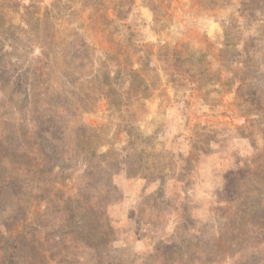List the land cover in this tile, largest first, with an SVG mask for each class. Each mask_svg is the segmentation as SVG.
Returning a JSON list of instances; mask_svg holds the SVG:
<instances>
[{"label":"rangeland","instance_id":"obj_1","mask_svg":"<svg viewBox=\"0 0 264 264\" xmlns=\"http://www.w3.org/2000/svg\"><path fill=\"white\" fill-rule=\"evenodd\" d=\"M0 133V264H264V0H0Z\"/></svg>","mask_w":264,"mask_h":264},{"label":"trees","instance_id":"obj_2","mask_svg":"<svg viewBox=\"0 0 264 264\" xmlns=\"http://www.w3.org/2000/svg\"><path fill=\"white\" fill-rule=\"evenodd\" d=\"M40 61H42L40 59ZM35 68H34V72H35ZM188 70V69H187ZM184 74V72H183ZM65 104L64 103H60L58 106L61 108H63V105ZM70 110V109H69ZM64 111L62 110L61 112L65 115H69V117H75L77 115V112L78 110L77 109H72L71 113L70 111ZM70 113V114H69ZM78 117V115H77ZM83 131L79 130V129H76L74 134L75 136H78V137H85L86 135H83L82 133ZM86 132V131H85ZM1 134V133H0ZM54 138V137H53ZM75 148H72V149H63L62 151L60 150H57L53 147V155H57L61 158L62 155L66 154V158L70 160V158L72 157H76L77 156V152H81V151H84V153H90L89 152V149L90 147H86V145L84 144V142H79V141H75V144H74ZM88 148V149H87ZM44 150V147L43 148H39V149H34L32 147H30L29 145L27 146H22V145H17L13 151L16 152V156H18L20 159H18V162H17V165L18 167L12 171L15 175H19L25 179H28V178H38L37 176H49L51 173H52V170H53V165H50V163H39L37 160L41 159V157L39 156H43V157H46L45 155V152L43 151ZM11 152L10 149H9V146H6V143H3L1 140H0V166L1 162H3L4 158L7 156V154ZM82 153V152H81ZM15 155V154H13ZM72 155V156H71ZM51 156V157H52ZM86 167H84V175L86 176V178L89 180V181H95V178L97 176V173L99 171V165L95 164L94 162H91V163H86L85 164ZM1 171H2V168L0 167V175L1 174ZM109 191H107L108 193ZM87 202L88 199H87ZM92 207L89 208L88 205H86V211H84V217H86V220H87V215L89 213V211H92ZM81 215L77 218H84L82 217ZM180 219L183 220V214L180 213L179 215ZM87 222V221H86ZM82 223H83V219H82ZM89 229V224L88 222L86 223V229ZM182 229L179 230L180 232L179 233H176L174 232L173 233V236L168 239L167 241H174V242H177L179 243L180 241H183V238L185 239V232L187 231L186 227L185 226H182L181 227ZM99 233V232H97ZM101 238L103 237L104 233L103 231L101 233H99ZM108 232H105V235H107ZM184 234V235H183ZM86 237L89 235V231L87 230L86 233H85ZM99 236V238H100ZM11 238V235H8V237H6L5 241L6 243L8 244L9 243V246L11 247H14L15 244L13 243V238H11L12 240H8V238ZM59 241L62 242L64 241V238L60 235L59 236ZM87 242V241H86ZM181 243V242H180ZM9 246H6L5 245V249H4V252H6L7 248H9ZM195 262L197 264H201V259H195Z\"/></svg>","mask_w":264,"mask_h":264}]
</instances>
